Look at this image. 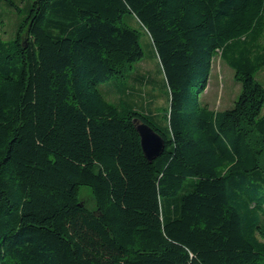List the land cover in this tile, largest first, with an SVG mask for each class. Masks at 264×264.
I'll list each match as a JSON object with an SVG mask.
<instances>
[{"label": "trees", "instance_id": "1", "mask_svg": "<svg viewBox=\"0 0 264 264\" xmlns=\"http://www.w3.org/2000/svg\"><path fill=\"white\" fill-rule=\"evenodd\" d=\"M27 12L0 37V264H264V0H31ZM132 23L158 59L161 115L100 90L144 57ZM216 57L241 85L223 111L199 100ZM135 120L163 139L153 161Z\"/></svg>", "mask_w": 264, "mask_h": 264}, {"label": "rangeland", "instance_id": "2", "mask_svg": "<svg viewBox=\"0 0 264 264\" xmlns=\"http://www.w3.org/2000/svg\"><path fill=\"white\" fill-rule=\"evenodd\" d=\"M30 1L14 0L16 4L14 7L0 2V37L3 40L10 41L15 37L18 26L28 13L27 6ZM131 26L140 31V44L144 57L127 71L125 80L104 83L100 86V90L111 102L119 103V98L125 96L123 99L130 102L134 107L161 115L162 110L167 105V91L163 87V75L159 69L158 59L154 55V50L147 34L140 30L136 23H132ZM135 74L145 77L146 80L153 81L152 84L150 85L144 81L142 84L137 83V77L134 78ZM255 78L264 87V67L259 69ZM240 90L241 85L235 80L234 71L216 57L213 62L208 87L199 96V100L202 103H208L214 110L223 111L233 107ZM262 113H264V108ZM81 198L86 205L91 208L94 207L89 188L83 187L81 189Z\"/></svg>", "mask_w": 264, "mask_h": 264}, {"label": "water", "instance_id": "3", "mask_svg": "<svg viewBox=\"0 0 264 264\" xmlns=\"http://www.w3.org/2000/svg\"><path fill=\"white\" fill-rule=\"evenodd\" d=\"M135 122L143 154L148 161H153L163 152V139L147 124H142L136 120Z\"/></svg>", "mask_w": 264, "mask_h": 264}, {"label": "crops", "instance_id": "4", "mask_svg": "<svg viewBox=\"0 0 264 264\" xmlns=\"http://www.w3.org/2000/svg\"><path fill=\"white\" fill-rule=\"evenodd\" d=\"M205 104L209 106V104H208V103H205ZM209 108H210V109H212L210 106H209ZM212 110H214V109H212Z\"/></svg>", "mask_w": 264, "mask_h": 264}]
</instances>
